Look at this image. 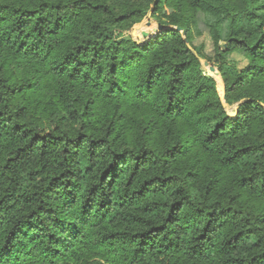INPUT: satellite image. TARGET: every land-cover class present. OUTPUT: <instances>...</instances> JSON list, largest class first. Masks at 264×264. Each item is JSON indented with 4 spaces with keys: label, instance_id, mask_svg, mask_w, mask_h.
Returning a JSON list of instances; mask_svg holds the SVG:
<instances>
[{
    "label": "trees",
    "instance_id": "trees-1",
    "mask_svg": "<svg viewBox=\"0 0 264 264\" xmlns=\"http://www.w3.org/2000/svg\"><path fill=\"white\" fill-rule=\"evenodd\" d=\"M0 264H264V0H0Z\"/></svg>",
    "mask_w": 264,
    "mask_h": 264
},
{
    "label": "rangeland",
    "instance_id": "rangeland-1",
    "mask_svg": "<svg viewBox=\"0 0 264 264\" xmlns=\"http://www.w3.org/2000/svg\"><path fill=\"white\" fill-rule=\"evenodd\" d=\"M141 27H145V31L143 33V36H145L158 31L161 28V25L156 20L150 17L142 23ZM192 27L194 44L197 47L202 48L204 54L206 55V57L202 59V70L207 76H215V71L212 68L213 64L210 60L214 57V44L210 35V29L207 27L204 16L202 14L198 15L196 25H193ZM227 32L228 25L226 23L222 24L221 35L224 39L226 38Z\"/></svg>",
    "mask_w": 264,
    "mask_h": 264
},
{
    "label": "water",
    "instance_id": "water-1",
    "mask_svg": "<svg viewBox=\"0 0 264 264\" xmlns=\"http://www.w3.org/2000/svg\"><path fill=\"white\" fill-rule=\"evenodd\" d=\"M149 19V18H148ZM213 68V70L215 71V69H214V67H212ZM215 74H216V72H215Z\"/></svg>",
    "mask_w": 264,
    "mask_h": 264
}]
</instances>
